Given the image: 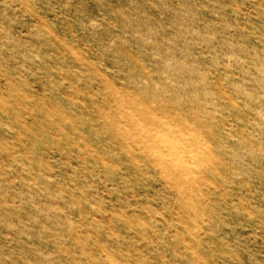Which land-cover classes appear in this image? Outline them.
Here are the masks:
<instances>
[{
    "label": "rangeland",
    "instance_id": "374dc122",
    "mask_svg": "<svg viewBox=\"0 0 264 264\" xmlns=\"http://www.w3.org/2000/svg\"><path fill=\"white\" fill-rule=\"evenodd\" d=\"M0 264H264V0H0Z\"/></svg>",
    "mask_w": 264,
    "mask_h": 264
}]
</instances>
